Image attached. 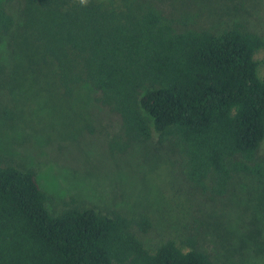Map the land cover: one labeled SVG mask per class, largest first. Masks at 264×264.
I'll use <instances>...</instances> for the list:
<instances>
[{"label":"trees","instance_id":"trees-1","mask_svg":"<svg viewBox=\"0 0 264 264\" xmlns=\"http://www.w3.org/2000/svg\"><path fill=\"white\" fill-rule=\"evenodd\" d=\"M20 10L18 24L0 0V45L25 46L23 72L32 83L42 77L51 97L66 106L91 88L125 140L157 134L202 193L222 197L239 175L264 186V81L254 59L264 35L239 21L202 28L141 0H23ZM13 118L0 109V119ZM50 201L33 168L0 157V264H212L181 200L160 204L152 249L141 238L155 229L147 213H102L74 200L52 213Z\"/></svg>","mask_w":264,"mask_h":264},{"label":"rangeland","instance_id":"rangeland-1","mask_svg":"<svg viewBox=\"0 0 264 264\" xmlns=\"http://www.w3.org/2000/svg\"><path fill=\"white\" fill-rule=\"evenodd\" d=\"M2 1L19 24L23 0ZM141 1L176 20L187 14L202 28L239 21L264 35V0ZM24 48L16 38L0 45V109L14 114L11 121L0 119V157L36 171L37 184L51 198L50 212L74 200L102 213H147L155 229L141 238L152 249L163 228L160 204L181 200L185 224L212 264H264V186L239 175L222 197L193 189L157 134L144 142L125 140L119 118L94 101L91 88L82 87L64 106L44 89L42 77L32 83L22 70ZM254 59L264 81V51ZM258 155L264 160V140Z\"/></svg>","mask_w":264,"mask_h":264},{"label":"clouds","instance_id":"clouds-1","mask_svg":"<svg viewBox=\"0 0 264 264\" xmlns=\"http://www.w3.org/2000/svg\"><path fill=\"white\" fill-rule=\"evenodd\" d=\"M79 3H80L81 5H85V4L87 3V0H79Z\"/></svg>","mask_w":264,"mask_h":264}]
</instances>
